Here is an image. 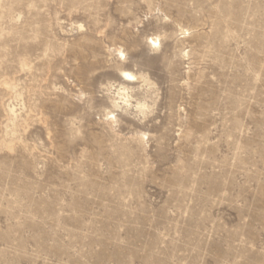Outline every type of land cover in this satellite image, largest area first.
Wrapping results in <instances>:
<instances>
[{
  "label": "rangeland",
  "instance_id": "obj_1",
  "mask_svg": "<svg viewBox=\"0 0 264 264\" xmlns=\"http://www.w3.org/2000/svg\"><path fill=\"white\" fill-rule=\"evenodd\" d=\"M0 264H264V0H0Z\"/></svg>",
  "mask_w": 264,
  "mask_h": 264
},
{
  "label": "bare ground",
  "instance_id": "obj_2",
  "mask_svg": "<svg viewBox=\"0 0 264 264\" xmlns=\"http://www.w3.org/2000/svg\"><path fill=\"white\" fill-rule=\"evenodd\" d=\"M148 44H152L154 47H158L159 44V40L157 37H150L147 39ZM119 55H122V53L120 51H118ZM119 78L120 80H122L124 83L126 84H133L135 82H137L138 78L131 74L130 72L127 71H120L119 73ZM132 77V79H129L128 77ZM112 90V95H113V108L115 110H120L122 109V107L124 108H134L136 111H139L140 113H143V111L147 108L145 103H142L140 101L135 102L134 105H132L133 102V95H132V88L126 86V85H117L116 87H111L110 88ZM110 90V91H111ZM8 112L11 116L16 117V112L15 109L13 107H9L8 108ZM111 115V114H110ZM110 118H113V116H111Z\"/></svg>",
  "mask_w": 264,
  "mask_h": 264
},
{
  "label": "snow or ice",
  "instance_id": "obj_3",
  "mask_svg": "<svg viewBox=\"0 0 264 264\" xmlns=\"http://www.w3.org/2000/svg\"><path fill=\"white\" fill-rule=\"evenodd\" d=\"M128 78H129V79H132V77H130V76H129Z\"/></svg>",
  "mask_w": 264,
  "mask_h": 264
}]
</instances>
